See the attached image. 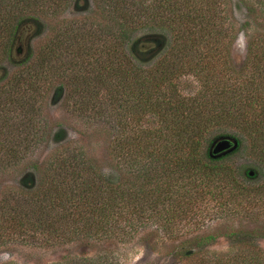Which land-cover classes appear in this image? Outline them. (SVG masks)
<instances>
[{
    "label": "trees",
    "instance_id": "16d2710c",
    "mask_svg": "<svg viewBox=\"0 0 264 264\" xmlns=\"http://www.w3.org/2000/svg\"><path fill=\"white\" fill-rule=\"evenodd\" d=\"M235 1L0 0V173L46 140L52 91L78 117L110 127L114 167L53 132L49 162L0 200V247L110 241V259L83 251L56 264H119L115 245L141 237L151 252L170 242L178 264H264V225L201 232L207 221L264 219V0ZM232 5L247 12L241 24ZM91 6L92 17L66 19L32 47L46 16ZM242 33L247 55L236 65ZM220 137L239 146L213 159ZM239 153L254 164L235 166ZM221 239L227 251L215 249Z\"/></svg>",
    "mask_w": 264,
    "mask_h": 264
},
{
    "label": "rangeland",
    "instance_id": "374dc122",
    "mask_svg": "<svg viewBox=\"0 0 264 264\" xmlns=\"http://www.w3.org/2000/svg\"><path fill=\"white\" fill-rule=\"evenodd\" d=\"M234 2H236L234 0ZM92 6L77 13V9L71 7L68 12L60 18L46 16L44 18V27L42 36L37 39L32 47L37 44H48L57 31H64L62 28L64 20L92 17ZM234 19L237 24L245 21L247 12L242 8H237L232 5ZM262 22H255L249 31L251 35L263 30ZM35 44V45H34ZM247 39L245 35L239 34L233 43V58L236 65H240L246 58ZM21 52L16 58L21 59ZM66 57L64 56V59ZM67 60H65V63ZM8 71L12 73L16 68L14 64H5ZM9 73V74H10ZM193 81V79H192ZM66 82V79L64 81ZM56 82V86L60 84ZM198 89L197 83L190 82L187 88L188 93H195ZM48 100L43 106V115L41 117L42 131L46 132V140L37 145L35 149L27 154L24 160L19 161L13 167L0 173V200L5 195L18 191L20 182L24 181L31 174H36V167L42 170L43 166L49 162L54 152L58 150L56 142L50 143L49 136L56 131H63V143L72 144L77 148H83L93 157L104 170H113V163L110 158L111 134L110 127L102 123H97L89 118H80L72 111V104L65 103L63 99L55 100L53 91L50 93ZM48 135V136H47ZM45 136V135H44ZM237 167H251L254 164L252 158L247 154L239 153L232 156L231 161ZM35 176V175H34ZM257 210V208H254ZM255 220V219H254ZM254 220H244L240 218L226 219L219 222L207 221L204 224L203 231L206 233H214L218 228L221 230L254 228L263 226L264 219H259L261 222ZM255 222V223H254ZM264 230V227H263ZM220 243L215 247L219 251H227L228 243L221 239ZM170 242L161 244L159 249L151 252L143 243L141 237L134 239L130 243L117 244L116 250L119 252V264H178L172 256H170ZM261 247L264 249V238L259 240ZM110 241L87 243L74 242L67 246L51 247L42 245L36 239H29L27 243L20 241H10L6 245L0 247V264H56L62 262L65 258H74L79 256L81 252H86L87 255L94 258L110 259Z\"/></svg>",
    "mask_w": 264,
    "mask_h": 264
},
{
    "label": "water",
    "instance_id": "95a60500",
    "mask_svg": "<svg viewBox=\"0 0 264 264\" xmlns=\"http://www.w3.org/2000/svg\"><path fill=\"white\" fill-rule=\"evenodd\" d=\"M239 146L238 140L232 137H220L210 147V157L217 159L234 152ZM253 174V173H252ZM191 252H189L190 254Z\"/></svg>",
    "mask_w": 264,
    "mask_h": 264
},
{
    "label": "flooded vegetation",
    "instance_id": "af4514ba",
    "mask_svg": "<svg viewBox=\"0 0 264 264\" xmlns=\"http://www.w3.org/2000/svg\"><path fill=\"white\" fill-rule=\"evenodd\" d=\"M146 49H147V44L146 45H144V47H143V50H144V52L146 51ZM22 51L21 50H19V53H21Z\"/></svg>",
    "mask_w": 264,
    "mask_h": 264
}]
</instances>
